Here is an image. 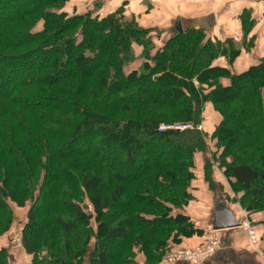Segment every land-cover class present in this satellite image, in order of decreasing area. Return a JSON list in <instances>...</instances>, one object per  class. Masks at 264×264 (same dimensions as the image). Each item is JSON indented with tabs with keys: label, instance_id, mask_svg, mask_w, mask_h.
Returning a JSON list of instances; mask_svg holds the SVG:
<instances>
[{
	"label": "trees",
	"instance_id": "trees-1",
	"mask_svg": "<svg viewBox=\"0 0 264 264\" xmlns=\"http://www.w3.org/2000/svg\"><path fill=\"white\" fill-rule=\"evenodd\" d=\"M67 1L0 0V236L11 222L9 203L25 205L37 169L43 168L44 185L25 233L35 252L33 264H43L36 245L41 231L49 229L68 235L60 250L66 259L51 254V264H80L77 259L83 262L87 251L88 264H111L107 253L113 244L126 251L123 264H132L133 247L141 248L144 264L158 263L169 244L201 234L184 209L192 199L194 154L204 150L199 132L159 133L158 126L197 122L207 101L224 117L214 133L222 147L219 156L214 154L217 164L248 196L247 211L262 210L264 58L235 72L231 65L240 50L192 27L174 31L141 71L125 73L131 44L146 31L115 14L92 19L89 12L58 13ZM40 21L42 29L34 31ZM219 78L228 84L220 86ZM76 79L83 87L60 91ZM241 111L245 119L230 123V115ZM77 142L84 148L70 151ZM101 147L112 151L100 155ZM152 155L158 159L153 165L135 166ZM209 167L206 161L205 180L214 187ZM60 181L74 191L59 189ZM85 199L97 222L92 248ZM60 211L70 217L64 219ZM136 229L158 241L143 244ZM71 238L83 239L82 246L70 247ZM8 256L1 249L0 264Z\"/></svg>",
	"mask_w": 264,
	"mask_h": 264
},
{
	"label": "rangeland",
	"instance_id": "rangeland-1",
	"mask_svg": "<svg viewBox=\"0 0 264 264\" xmlns=\"http://www.w3.org/2000/svg\"><path fill=\"white\" fill-rule=\"evenodd\" d=\"M119 1L120 0H68L64 4L59 5L56 9L58 10V13L65 14L67 16H72L75 14L81 15V14H85L89 12L91 13L90 17L92 19L94 18L98 19L106 15L115 14L119 17H122L125 21L133 22L134 24H136L138 29L146 31V34L139 37L137 43L134 42L131 44V47L129 50L130 59L127 60V62L124 64V67H123L125 73L132 72V71L139 72L141 71L143 67V63L144 62L146 63L148 61V58L150 57L152 58L158 52V50L164 46L166 41L170 38L172 33L175 31L174 30L175 28L174 26L170 27V29L168 28L163 29L162 27H159L157 24H159V22H164L165 17L162 15V12L155 10L153 6H149L147 3L148 2L147 0H125L124 3L118 5ZM144 6H146L147 9H145ZM154 20L157 24L153 22ZM238 20H239V24H238L239 27L237 26L238 30H236V27L233 29V32L229 36V39L231 40V42L229 43H232L234 48L235 49L237 48L240 51L241 49L247 50L248 46L244 42V38L245 39L247 38V34L250 29L249 21L245 17L244 14H242ZM174 24H176V20ZM42 26H43V22L42 21L38 22L37 25L34 27V31H40L42 29ZM183 30L184 29H182V32ZM248 41L251 43V39ZM218 42L220 44H226V40L223 38H221ZM249 48H252V46H249ZM229 51L228 52L226 51L227 52L226 56L232 53ZM238 57L233 60V63L231 65L233 67L231 69L235 70V72H239L247 68L244 66L243 63H241L240 65H237L239 62ZM221 60L225 62V57H222ZM254 62L255 60L251 63H254ZM214 63H216V61L213 62V64ZM81 81L82 80L76 79L72 81L71 83H68V85L65 84L67 86L62 88L60 91H63L65 89H68L69 91L70 88H75L79 86L83 87ZM218 83L220 86H226L228 84V79L219 78ZM194 85L197 86V82L194 81ZM58 90H56V93L57 95H60L61 93ZM206 90L207 91L205 92L208 93L209 90L208 89ZM262 92H263V101H264V91ZM102 94L104 95V92ZM102 99L103 98H101V100ZM244 113L245 111H241L240 113L235 112L234 114H231L230 123H237L238 121H240V119H245L246 117L245 115L240 116L241 114L243 115ZM223 119H224L223 115H221V113L218 110H216L215 106L210 101H207L203 103L202 106H200L199 120L197 122L189 121L186 123H169V124L160 123L158 126V132L162 133L159 131V128L163 127L166 129L165 131H177V132L191 131L195 133L199 132L201 134L203 141H204V150L202 152H196L194 154L193 164H194V172L195 173L199 172L198 176L201 179H203L207 187L205 188L204 183L196 180V178L197 179L199 178L198 176H196V178L191 183V187L189 188V191L192 195V199L188 203V205L191 204L193 201H195V198L197 196H202V195L209 197V201L211 202L210 198H212V196L215 193V190L217 189V187L215 188V184H214V187H211L205 180L206 174L204 173L205 172L204 165H205V162L208 161V163L211 166L209 167L210 176H212L214 183H215V180L217 179L221 180L226 187L225 190L229 192V195H226L227 193L223 194L226 196L227 205L232 207L238 212L239 214L238 218L240 219L239 220L240 223H244V222L247 223L249 227L252 228L255 232L256 243L252 244L250 243V239L248 238L247 233L239 229L242 233L245 234L244 239L245 238L247 239V240H244V243L251 250L257 252L258 257L261 260V262H264V208L260 211L249 213L250 211H247L248 210V205H247L248 196L240 188L233 187V185L231 184V182L229 181L227 177L228 174L224 173V170L220 168L219 165L217 164L216 157L214 158V154H217V156H219L218 154L222 152L221 151L222 147H218L217 145L218 140L216 136L214 135V133L217 131L218 127H220V125L222 124ZM177 128H180L181 131H179ZM5 133L6 135L9 134L8 132H5ZM212 135H214V138ZM84 144H86V142H84ZM83 148H84V145H82L80 142L79 143L77 142L76 144L73 145L70 151H77ZM111 151H112V148L101 147V149L98 150V153L102 155V154H107ZM143 151L144 150H139V154H141V156H143ZM236 152L237 151H235V153ZM244 152H246V150H243L242 153ZM159 153H161V151ZM235 153L233 152L234 156H232V158H237V154L235 156ZM141 158L142 159H140V161L135 164L136 167L139 165L144 166V167H147V166L149 167L153 165V163H156L158 160L156 159V157H154V155H152L151 158L149 157L148 158L141 157ZM228 160L230 161V158H228ZM37 165L40 166V164H37ZM91 166H94L92 162H91ZM95 166H96L95 168L98 169L101 175H104V176L107 175L106 170L103 167H101L100 165L99 166L95 165ZM81 171L82 169L74 171L77 177H80ZM37 172L39 175H37L36 181H33L31 183L32 188H33L31 197L26 199L25 205L22 208H19V207H16L14 204L9 203L10 208L12 210L11 222L9 226L6 228V230H4L3 234L0 236V250L1 249L6 250L9 256L6 258L4 263H1V264H33L34 262L35 252L31 251L32 248L30 247L31 246L30 243L29 242L26 243L27 236L25 235V233H26L27 220H28L29 213L33 209L34 205L37 204L38 199L40 198V193H41L40 188H42V185H44L42 184V180L44 176L43 168L37 169ZM195 180H196V183H195ZM112 186H114V182H110L109 187H112ZM58 187L59 189H62V190L74 191L73 186H70L69 184H66L64 182H61L58 185ZM220 189L222 190V192L224 191V188H220ZM201 190H207L206 194L205 193L203 194ZM19 191H22V192L24 191L22 186L19 189ZM198 198L201 199V197H198ZM84 206H87V208L85 209ZM82 209L86 214H89L88 219H91V217L93 216L92 209L90 208L89 202L86 199L83 200ZM40 211H42V209H40ZM59 213L62 214L64 219H68L70 217V215L67 214L66 212L60 211ZM40 222L41 224L37 226L39 227L38 228L39 232L37 234L42 232L41 233L42 235H40L39 240H37L38 243L36 245L39 248V251L37 254L38 262L42 261L43 264H51L50 262L54 261L53 255L60 256L59 258H62V259L63 258L66 259V257H61L63 253L60 250H62V248H65L66 241L68 240V235H65L59 231L52 232V229H49V231L47 230L41 231V229L44 228L43 222L45 221L42 220ZM88 226L93 231V234L91 235V238L88 241V245H91V248H92L94 247L97 241L95 237V233L97 230L96 220L92 218L90 222L88 223ZM210 227H211L210 224L208 225L205 224L203 226V229L198 227L200 228L199 230H201V234H198V235L196 234V235L185 237V238L183 237L179 243L169 244L168 251L165 252V254L161 257L159 262L156 264H169L168 257L170 253L176 254L179 251H182L184 253H189V252L194 253L196 251L208 250L211 247L210 245L212 244L213 239L215 237L220 238L219 232L217 231L216 233H212L210 230ZM137 231L138 232L140 231L141 233V230L136 229V231H134V234H138ZM140 235L143 239L142 243L143 244L148 243V240L150 238H148L143 233H141ZM71 239L72 240L70 241V247H71V244L73 248H76V249L82 246L83 239L81 240H77L73 238ZM157 241L158 239H155V240H151L150 242L151 244H153L154 242H157ZM75 243H78L79 245L74 246ZM120 249L121 248L118 244L117 245L113 244L109 246L110 251L107 253V256L109 260L111 261V264H123V259L126 255V251L124 250V252H120ZM132 249L134 253V260L131 263L132 264H144L145 260L143 258V254L141 253V248L133 247ZM63 251L65 250L63 249ZM51 254L53 255L51 256ZM82 257L84 259V260L82 259L83 262L81 261L78 262V259L76 258L77 263L88 264L89 263L88 262L89 261L88 251L85 255L83 254ZM124 264H126V262Z\"/></svg>",
	"mask_w": 264,
	"mask_h": 264
},
{
	"label": "crops",
	"instance_id": "crops-1",
	"mask_svg": "<svg viewBox=\"0 0 264 264\" xmlns=\"http://www.w3.org/2000/svg\"><path fill=\"white\" fill-rule=\"evenodd\" d=\"M147 1L149 6H153L155 10L162 12V15L165 17V21L159 22V24L155 20L153 21L159 27L170 29V27L174 26L175 28V20H179L182 29L192 27L202 29L207 31L210 36H214L218 41L221 38L225 40L229 39L235 27L238 30V19L244 14L250 26L244 42L248 44V40L251 39V44L253 45H251L252 48L247 50L241 49L237 65L243 63L245 67H248L259 59L264 58V0ZM124 2L125 0H120L118 5ZM144 7L147 9L146 6ZM254 60L255 62L251 63ZM195 174L196 178L199 172ZM196 180L204 183L200 177L196 178ZM204 185L206 188L205 183ZM216 187L217 189L215 190ZM215 188V193L212 196L213 199L210 198L211 202L209 201V197L205 195L197 196L195 201L184 209L185 215L193 221L197 228L203 229L205 224L211 225L213 212L221 208L229 209L236 220H240L238 212L227 205L226 196L223 194L227 193L226 195H229V192L225 190L226 187L221 180H215ZM220 188H224V191L222 192ZM201 191L203 194H206L207 190ZM198 197H201V199ZM218 232L220 234V248L215 256L204 264H264L259 259L257 252L246 246L244 243V240H247L246 238L244 239L245 234L239 229H228Z\"/></svg>",
	"mask_w": 264,
	"mask_h": 264
},
{
	"label": "built area",
	"instance_id": "built-area-1",
	"mask_svg": "<svg viewBox=\"0 0 264 264\" xmlns=\"http://www.w3.org/2000/svg\"><path fill=\"white\" fill-rule=\"evenodd\" d=\"M177 129L181 131L180 128H177ZM165 130L166 129L163 127L159 128L160 132H163ZM238 229L245 231L247 233L248 238L250 239V243L252 244L256 243L255 232L252 228L249 227L247 223L245 222L240 223V227ZM210 230L212 233L217 232V231H214L212 227H210ZM210 246L211 247L206 251H196L194 253H190V252L184 253L182 251H179L176 254L170 253L168 257L169 264H204L208 260L212 259V257L215 255L217 250L220 248V238L215 237Z\"/></svg>",
	"mask_w": 264,
	"mask_h": 264
},
{
	"label": "water",
	"instance_id": "water-1",
	"mask_svg": "<svg viewBox=\"0 0 264 264\" xmlns=\"http://www.w3.org/2000/svg\"><path fill=\"white\" fill-rule=\"evenodd\" d=\"M175 31L182 33V26L179 20H176ZM231 42L230 39L226 40V44ZM86 209L87 206H84ZM211 227L214 231H222L228 229H236L240 227V222L236 220L233 213L227 208L215 210L212 216Z\"/></svg>",
	"mask_w": 264,
	"mask_h": 264
}]
</instances>
